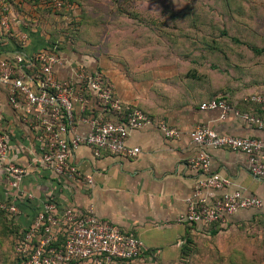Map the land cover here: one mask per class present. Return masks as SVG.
Wrapping results in <instances>:
<instances>
[{
	"label": "crops",
	"instance_id": "crops-1",
	"mask_svg": "<svg viewBox=\"0 0 264 264\" xmlns=\"http://www.w3.org/2000/svg\"><path fill=\"white\" fill-rule=\"evenodd\" d=\"M86 1L87 9L85 0H74L68 3L69 14L59 15L50 11L46 0H12L13 21L10 34H0V57L11 59L22 53L29 59L41 49L60 47L59 54L66 59V65L56 68L61 78L69 77L77 66L90 71L103 69L113 81L118 98L177 126L181 138L168 139L154 125L134 129L127 144L140 147L138 156L108 150L96 156L92 148L82 146L74 152L73 160L83 176L74 181L56 177L35 162L40 157L35 135L10 104L8 89L0 86V129L9 136V157L18 165L30 167L19 189H14L8 183L6 168L0 165V199L17 206L14 216L24 227L52 197L61 210L72 206L85 215L93 208L101 220L143 239L147 251L138 260L153 264L178 256L187 238L196 241L223 236L229 243L243 246L255 241L247 231L264 234V207L242 209L223 224H192L185 218L188 199L201 178V171L190 165V159L202 150L190 135L196 124L208 125L221 134L263 135L256 125L235 114V110L248 112V94L243 95L246 89L222 91L211 81L181 80L175 59L151 53L165 50V44H155L157 47L151 49L149 36L142 42H114L107 18L116 12L101 9L100 0ZM248 90L257 93L256 87ZM217 92L231 105L225 118L221 108H201ZM205 150L211 156V171L230 181L219 194L240 190L264 202V178L251 173L245 152L213 147ZM86 175H92L93 183L85 179Z\"/></svg>",
	"mask_w": 264,
	"mask_h": 264
},
{
	"label": "built area",
	"instance_id": "built-area-1",
	"mask_svg": "<svg viewBox=\"0 0 264 264\" xmlns=\"http://www.w3.org/2000/svg\"><path fill=\"white\" fill-rule=\"evenodd\" d=\"M55 1L60 7V0ZM11 22V2L0 0V27L9 32ZM64 65L65 57L49 49H41L29 59L22 53H16L11 59L0 57V86L8 89L10 104L21 113L35 135L40 153L35 162L56 177L74 181L83 176L73 160L74 152L82 146L92 148L96 156L104 150L128 157L138 156L140 147L127 144L134 129L154 125L168 139L181 138L177 126L157 120L118 98L115 85L105 72L77 66L69 77L61 78L56 68ZM245 100L264 104V94H249ZM201 108H221L222 118L231 111V105L219 98L203 102ZM115 109H125L126 120L109 118V113ZM235 114L256 125L263 135L221 134L202 123L196 124L190 132L193 142L202 150L190 159V165L201 171V178L188 199L185 218L189 223L223 224L242 209L264 207L261 198L245 195L240 190L219 194L230 181L211 171V156L205 148H229L245 152L249 156L251 173L264 178V116L238 110ZM9 151V136L0 129V165L7 170L9 185L19 189L30 167L14 163ZM85 179L93 183L92 175H86ZM28 198L34 197L28 194ZM0 206L13 216L18 212L13 203L2 201ZM60 210L53 197L44 203L43 210L15 247L20 264H117L119 260L135 261L145 255L147 246L143 239L101 220L93 208L85 215L72 206Z\"/></svg>",
	"mask_w": 264,
	"mask_h": 264
},
{
	"label": "rangeland",
	"instance_id": "rangeland-1",
	"mask_svg": "<svg viewBox=\"0 0 264 264\" xmlns=\"http://www.w3.org/2000/svg\"><path fill=\"white\" fill-rule=\"evenodd\" d=\"M100 3L101 9L129 11L107 18L114 42H142L149 36L151 49L157 47L155 44H165V50L151 53L175 59L181 80L202 75L201 81H211L222 91L264 86V52L253 50L264 49V0H100ZM133 11L139 14L136 18ZM24 228L8 211H0V264H18L15 247ZM247 232L254 235L255 241L244 246L229 243L223 236L196 241L187 238L178 256L158 264H264V234ZM135 264L153 263L136 260Z\"/></svg>",
	"mask_w": 264,
	"mask_h": 264
},
{
	"label": "trees",
	"instance_id": "trees-1",
	"mask_svg": "<svg viewBox=\"0 0 264 264\" xmlns=\"http://www.w3.org/2000/svg\"><path fill=\"white\" fill-rule=\"evenodd\" d=\"M46 1H47V3H49V9H50V11L54 12V14L67 15V14H69V11H68L69 10L68 9V3L69 2H72L74 0H60V7H57L55 0H46ZM10 2H11V6H12V0H10ZM88 3L89 2L85 0V5L88 4ZM87 8H88V5H86V9ZM115 12H116V14L118 13V14H124V15H126L129 11H122V10L115 9ZM133 13L135 14L134 17L136 15L137 16L139 15L137 11H133ZM12 21H13V19H12ZM12 25H13V23H12ZM9 32H5L0 27V34H5V33L6 34L7 33L10 34ZM47 49H49V50H51L53 52H56V53H60V51L62 50L60 47H57V48L51 47V48H47ZM253 50L256 53H262V52H264V49L263 48H259V47H255V48H253ZM100 70L103 71V69H100ZM103 72H105V71H103ZM192 77L193 78H191V77L190 78L191 79H197L199 81H201V79L204 78V77H202V75L192 76ZM202 82H204V81H202ZM256 88H257L256 92H259V93H263L264 94V86L263 87H256ZM254 92H255V90L254 91H250V90L246 89L245 91H243V93H244L243 95H245V94H248V95L249 94H253ZM89 93H91V92H89ZM215 95L216 96H214L212 98H219V99L224 98V95L221 94V93H218L217 92ZM242 99H243V97H242ZM246 103L249 105V109H246V110H248V112L253 113V114H256V115L264 116V104L254 103V102H250V101H246ZM133 106L138 107V108H140V109H142V110H144L145 112L148 113V111H146L145 109H143V108H141L139 106H136V105H133ZM95 115H97V111H95ZM150 115L153 116L152 114H150ZM108 117L109 118H113V119L118 120V121L126 120L127 111L125 109H122V110H116L115 109V110H112V112L109 113ZM4 164H6V161H4ZM1 202H2V200L0 199V204H1ZM7 202L10 203L9 201H7ZM0 211L7 212L6 210L2 209L1 206H0ZM27 228L28 227L24 228L23 235H24L25 231L27 230ZM63 240H64V237L61 235V241H63ZM59 243H61V242H59ZM124 261H126V260H119L118 263L119 262H124ZM20 263H21V259L18 257V264H20Z\"/></svg>",
	"mask_w": 264,
	"mask_h": 264
}]
</instances>
